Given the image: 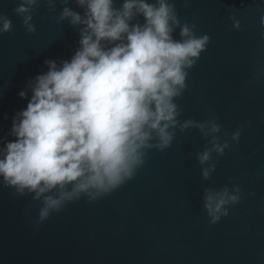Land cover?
<instances>
[{
	"label": "water",
	"instance_id": "95a60500",
	"mask_svg": "<svg viewBox=\"0 0 264 264\" xmlns=\"http://www.w3.org/2000/svg\"><path fill=\"white\" fill-rule=\"evenodd\" d=\"M122 2L116 0L117 6ZM174 2L182 23L211 37L176 102L182 120L216 119L219 135L231 144L212 179H203L196 159L207 141L190 129L177 130L171 148L149 151L136 177L111 195L69 204L38 229L33 221L40 203L0 185V264H264V75L257 77L264 69V4L189 0L185 8V0ZM19 3L0 0V14L13 23L11 32L0 35V140L13 139L7 135L12 118L27 107L19 93L31 96L28 84L48 70L45 60L70 59L79 47V26L69 19L57 23L64 7L83 13L76 0H51L54 10L49 0H38L35 34L15 14ZM232 14L241 29L233 27ZM241 127L239 143L232 141ZM234 184L245 198L211 224L204 188Z\"/></svg>",
	"mask_w": 264,
	"mask_h": 264
},
{
	"label": "clouds",
	"instance_id": "9594fccd",
	"mask_svg": "<svg viewBox=\"0 0 264 264\" xmlns=\"http://www.w3.org/2000/svg\"><path fill=\"white\" fill-rule=\"evenodd\" d=\"M76 3L83 13L64 7L57 23L69 19L79 26V47L70 59L45 60L48 70L28 84L31 96L19 93L27 107L12 118L7 135L13 139L0 140V185L40 203L37 229L69 204L96 202L133 180L149 151L172 147L177 130L197 129L207 141L196 154L205 181L231 148L216 119H181L176 101L211 37L197 35L196 24L181 22L174 0H123L119 7L116 0ZM37 4L20 0L14 9L30 34L37 31L32 23ZM230 19L241 29L235 14ZM260 23L264 26V15ZM12 29L11 18L0 14V35ZM262 75L264 69L257 77ZM242 131L232 132L231 140L239 143ZM244 198L239 185L204 188L209 222L227 217Z\"/></svg>",
	"mask_w": 264,
	"mask_h": 264
}]
</instances>
